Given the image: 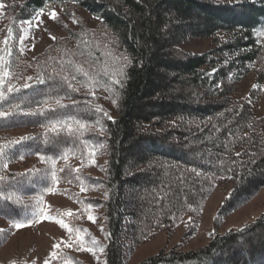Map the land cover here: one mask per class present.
Masks as SVG:
<instances>
[{
    "label": "trees",
    "instance_id": "obj_1",
    "mask_svg": "<svg viewBox=\"0 0 264 264\" xmlns=\"http://www.w3.org/2000/svg\"><path fill=\"white\" fill-rule=\"evenodd\" d=\"M0 3L5 5L0 19L4 24L0 29V49L4 48L3 40L11 27L10 63L14 65V74L23 78L35 76L38 66L45 61L58 67L49 58L59 60L65 51L77 53L76 60L83 59L79 56L81 51H91L103 61L96 45L102 47L112 37L118 44L110 47L117 53L130 55L133 61L126 70L128 78L122 89L108 83L111 93L102 86L94 93L81 89L72 94L79 106L92 109L78 114L87 125L83 136L64 134L65 143L59 150L31 141L9 150L14 159L6 172L0 171V175L7 176V183L0 185V219L8 224L6 229H0V248L17 230L15 224L25 227L41 220L48 187H54L55 195H63L77 205L73 216L63 214L62 219L73 229H80L82 235L78 236L88 241L93 237L83 223L89 213L87 205L102 212L105 264H125L126 256L163 231L171 233L181 226L185 231L183 241L195 237L207 201L221 186H231V190L215 215L216 225L264 189V116L254 112L256 99L264 87L261 34L264 0H0ZM54 7L60 8L66 17L84 10L96 24L89 26L76 17L77 28L68 30L67 37L57 39L41 55L30 58L24 52L21 54L16 37L22 21L32 19L42 8L45 12ZM198 16L204 18L195 26L191 21L196 22ZM186 22H190L187 30ZM195 39H211L214 47L203 54L186 53L179 48ZM81 40L91 41L92 46L86 48L79 43ZM252 73L256 75L255 88L249 95L239 96V84ZM23 82L24 79L13 80L18 87ZM24 91L31 95L32 89ZM113 99L117 100L116 105ZM63 102L68 105L66 111L75 115L72 100ZM97 106L110 119L95 112ZM42 119L22 113L0 118V144L21 138L11 136L12 131L31 132L24 136L40 134L38 121ZM97 119L103 132L96 126ZM81 140L92 145L103 143L106 147L97 148L96 155L91 157ZM29 149L36 154L21 160L20 152ZM64 151L69 152V158L66 163L58 160L56 167L66 171L58 172L60 179L55 185L50 177L29 182L18 175L31 169L44 171L47 166L39 155ZM100 156L105 157L102 177L89 173ZM30 158H37L39 165L16 170L20 162ZM92 159L95 164L90 163ZM14 175L16 180L12 179ZM81 180L86 192L80 191ZM95 191L100 195L89 197ZM8 195L13 200L3 199ZM66 252L69 254L58 249L57 258L49 264L64 261ZM139 264H264V214L241 228L211 236L209 243L197 251L180 252L176 246Z\"/></svg>",
    "mask_w": 264,
    "mask_h": 264
},
{
    "label": "snow or ice",
    "instance_id": "obj_2",
    "mask_svg": "<svg viewBox=\"0 0 264 264\" xmlns=\"http://www.w3.org/2000/svg\"><path fill=\"white\" fill-rule=\"evenodd\" d=\"M5 5L0 3V9L4 8ZM44 9H40L39 12L32 17V19H25L22 21L21 26L18 29V36L16 37L20 44L22 45L26 39H28V34L35 25L42 23L40 17L44 15ZM50 19H56V13L53 11L48 14ZM73 23H78V21L73 20ZM264 35V33H261ZM84 35H87L84 33ZM13 39V29L8 28L7 36L3 40L4 48L0 49V118H8L12 115L23 114L27 117H42L41 121H38V126L42 129V132L36 136L28 135L23 136L19 139L9 140L5 143L0 144V171L6 172L9 164L13 161L14 156L10 153V149L14 145L23 144L25 142H33L34 144H40L53 149H61L64 146V134L72 137L79 138L83 136V130L87 127L86 122L78 118L80 112H90L92 109L84 105L79 106L80 102L72 99L73 93H78L81 89H89L94 93L96 88L105 87L106 91L112 92V88L108 87L107 84L110 83L114 86H118L121 89L126 86L125 81L127 77V68L132 65L133 61L130 55L123 52L117 53L114 47L111 45H117L115 37H112L104 43L102 47L96 45V50L100 52V56L104 59L101 61L98 57H94L91 51H81L79 56L83 57L82 60H76L74 57L77 53L71 51H65L64 56L59 60L55 58H49V61H54L57 66H53L52 63L45 61L43 65L38 66L35 76H28L26 78L21 77L19 74H14L13 63H10L12 58V47L9 42ZM54 39V37H53ZM223 39V37H221ZM79 43H83L86 48L92 46V42L88 40H81ZM78 43V47H79ZM21 54H23V48L20 49ZM19 67V65H16ZM108 78V79H105ZM24 79L23 84L18 87L13 80ZM31 82V83H30ZM37 85H45L44 88L36 87ZM32 89L31 95L25 93L24 90ZM72 100L73 110L76 113L73 114L72 111H66L68 105L63 101ZM112 103L117 104V100L113 99ZM7 105V107H5ZM26 106V107H25ZM95 112L103 113L104 117H108L106 112H103L98 106L95 107ZM222 115V114H221ZM181 119H183L181 117ZM96 126L100 128L103 132L104 128L100 119L96 120ZM216 131L219 128L213 125ZM81 143L85 144L88 148V155L94 157L96 155L97 148H105L106 145L103 143L98 145H92L90 141L81 140ZM36 154L32 150H24L20 152L19 158L24 159L26 155ZM75 153H73L74 155ZM69 158V152L64 151L63 154L57 155H39V159L47 167L44 171L38 172L36 169H31L28 173L18 174L20 177L27 179L29 182L33 178L45 179L49 177L53 185L59 182V173H64L66 168L57 169V161L62 159L67 162ZM83 163V157H82ZM90 163L95 164V160L92 159ZM72 171L78 172V169H73ZM191 171L196 172L195 169ZM196 175H200L196 172ZM13 180L17 179V176L12 177ZM77 179H80L77 176ZM69 183L72 181L69 180ZM7 183V176L0 175V185ZM81 192H86L87 188L84 185V181L81 180ZM95 187V186H94ZM47 192H55L54 187H48ZM6 200H13L12 195L3 197ZM42 200V197L40 198ZM19 202V197L16 198ZM39 203V201H38ZM77 203H82V201H77ZM93 205H87V211L89 212L87 218L89 221L95 223V217L91 215V209ZM65 215L71 217L74 214L69 211ZM45 219L52 220L54 217L46 216ZM56 223L60 225L61 228L66 229L69 233L68 242L61 241L60 243L53 244V252L51 253V259L55 260L57 258V251L63 244L65 247H73L78 245V250L88 251L95 254L98 250L103 252L104 248L98 246V242L95 239L90 241V245L85 243L83 237L77 236L75 239L72 237L73 231L79 232L80 229H73L62 219L56 220ZM23 224H15L16 228L23 227ZM243 231V229H241ZM35 264V261L32 262ZM44 264H49L48 260L44 261ZM63 264H70L68 259H64Z\"/></svg>",
    "mask_w": 264,
    "mask_h": 264
},
{
    "label": "rangeland",
    "instance_id": "obj_3",
    "mask_svg": "<svg viewBox=\"0 0 264 264\" xmlns=\"http://www.w3.org/2000/svg\"><path fill=\"white\" fill-rule=\"evenodd\" d=\"M2 9H0V19L2 17ZM56 13V19H50L49 13ZM74 17H66L63 15L62 10L58 7L50 8L45 11V14L40 17L42 23L35 25L28 34V39L21 45L18 40L19 49L23 48V52L30 58L41 55L47 48L57 39L67 37L68 30H74L77 28L76 17H80L89 26H94L96 22L92 20L88 13L84 10L75 12ZM203 16H198L195 21H191L193 25L197 26L201 24ZM190 22L184 24L185 29H188ZM4 26L0 21V29ZM21 26V24H20ZM54 37V39H53ZM214 47V43L211 39H195L189 40L179 48L186 53L203 54ZM255 74H249L238 86V95L247 96L250 91L255 88ZM255 114L257 116H264V87L256 99ZM31 133L29 130L21 129L10 132L13 137H22ZM105 164V157L100 156L97 159L94 169L89 173L96 176H103V165ZM39 165L37 158L26 159L19 163L16 170H27L31 167ZM60 186V185H58ZM57 187V186H56ZM231 186H221L210 196L207 201L203 216L201 219L200 228L195 237L183 241L184 235L183 227L176 228L173 232H160L151 241L141 245L132 255L126 256L124 259L125 264H139L147 258L158 254L161 251H169L172 248L179 246L180 252L197 251L200 248L205 247L211 236L222 235L229 230L241 228L243 225L254 221L260 215L264 214V189L249 203L235 211L228 217H226L221 224H215V215L223 201V199L229 195ZM89 197H95L100 195L98 192H91ZM78 210L77 205L67 197L63 195H55L49 193L44 198L41 220L38 223L31 224L25 227L16 228L17 230L9 238L8 242L0 248V264H44L45 260H51V253L54 251L52 245L60 243L61 241L68 242L69 233L66 229L60 227L56 220H61L63 214L71 211ZM84 216V225L87 227L86 231L91 233L93 239L98 242L99 247H103L105 244V221L102 217L101 211L91 210V215L95 217V223L89 221L87 216ZM51 216L54 219L49 220L44 217ZM63 220V219H62ZM64 221V220H63ZM8 224L0 219V229H6ZM72 234L73 239L78 235H82L79 232L74 231ZM83 237V236H81ZM86 244L90 245V241L83 237ZM64 251H68L65 259L70 261V264H105V252L102 253L98 250L93 254L92 252L78 250V245L73 247H65L63 244L61 247ZM104 248V247H103ZM57 251V250H56ZM65 253V252H64ZM59 264H63L62 259Z\"/></svg>",
    "mask_w": 264,
    "mask_h": 264
}]
</instances>
